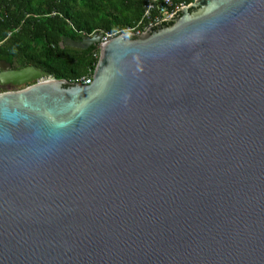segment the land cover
<instances>
[{"label": "water", "instance_id": "obj_1", "mask_svg": "<svg viewBox=\"0 0 264 264\" xmlns=\"http://www.w3.org/2000/svg\"><path fill=\"white\" fill-rule=\"evenodd\" d=\"M99 39L87 85L0 61V264H264V0Z\"/></svg>", "mask_w": 264, "mask_h": 264}, {"label": "trees", "instance_id": "obj_2", "mask_svg": "<svg viewBox=\"0 0 264 264\" xmlns=\"http://www.w3.org/2000/svg\"><path fill=\"white\" fill-rule=\"evenodd\" d=\"M192 1L174 0L183 5ZM146 2L0 0V59L20 67L40 68L53 78L69 82L93 75L99 57L97 44L73 49L65 46V38L81 41L94 34L135 27Z\"/></svg>", "mask_w": 264, "mask_h": 264}, {"label": "built area", "instance_id": "obj_3", "mask_svg": "<svg viewBox=\"0 0 264 264\" xmlns=\"http://www.w3.org/2000/svg\"><path fill=\"white\" fill-rule=\"evenodd\" d=\"M184 6L182 3H175L174 0H147L144 5L143 16L135 27L126 28L121 32L101 34L98 44H104L112 37L117 35H141L148 28L156 23L169 19L180 8ZM154 14V15H153ZM3 40L0 39V44ZM98 49V48H97ZM51 76L47 77L50 79ZM53 78V77H52ZM46 79L42 78L41 80ZM93 75H86L76 78L72 83L87 85L92 82Z\"/></svg>", "mask_w": 264, "mask_h": 264}, {"label": "flooded vegetation", "instance_id": "obj_4", "mask_svg": "<svg viewBox=\"0 0 264 264\" xmlns=\"http://www.w3.org/2000/svg\"><path fill=\"white\" fill-rule=\"evenodd\" d=\"M64 44H65V46H67L69 48L70 47L72 48L71 44L67 40L64 41ZM0 61H4L5 63L9 64V66H10L9 69L10 70L22 68V67L18 66L17 64H10V63H8L5 60H1L0 59ZM0 72H1V69H0ZM19 88H21V87H19V86H13V85H0V92H3V91H14V90H17Z\"/></svg>", "mask_w": 264, "mask_h": 264}, {"label": "rangeland", "instance_id": "obj_5", "mask_svg": "<svg viewBox=\"0 0 264 264\" xmlns=\"http://www.w3.org/2000/svg\"><path fill=\"white\" fill-rule=\"evenodd\" d=\"M99 35H101V34H99ZM52 78V77H51ZM24 87V86H23Z\"/></svg>", "mask_w": 264, "mask_h": 264}]
</instances>
